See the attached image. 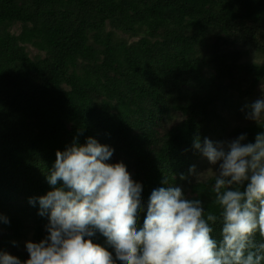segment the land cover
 Returning a JSON list of instances; mask_svg holds the SVG:
<instances>
[{
    "label": "trees",
    "instance_id": "trees-1",
    "mask_svg": "<svg viewBox=\"0 0 264 264\" xmlns=\"http://www.w3.org/2000/svg\"><path fill=\"white\" fill-rule=\"evenodd\" d=\"M253 52L264 55V0H0V226L19 234L28 220L33 242L47 235L29 200L51 190L57 150L88 137L142 184L145 207L167 177L215 211V175L187 177L202 156L194 139L231 127V141L254 143L264 131V119L230 125L264 81ZM93 241L114 255L102 235Z\"/></svg>",
    "mask_w": 264,
    "mask_h": 264
},
{
    "label": "clouds",
    "instance_id": "clouds-1",
    "mask_svg": "<svg viewBox=\"0 0 264 264\" xmlns=\"http://www.w3.org/2000/svg\"><path fill=\"white\" fill-rule=\"evenodd\" d=\"M246 107V119L257 124L264 119V99ZM245 140L246 134L232 141L194 139V149L215 175L212 211L167 177L145 207L142 184L122 162H108L111 147L92 137L83 145L74 138L56 152L47 175L51 190L29 200L35 205L38 199L47 235L25 242V261L0 251V264H264V131L254 143ZM202 174L195 166L189 169L197 182ZM0 220L9 222L2 215ZM97 234L114 255L93 241Z\"/></svg>",
    "mask_w": 264,
    "mask_h": 264
},
{
    "label": "rangeland",
    "instance_id": "rangeland-1",
    "mask_svg": "<svg viewBox=\"0 0 264 264\" xmlns=\"http://www.w3.org/2000/svg\"><path fill=\"white\" fill-rule=\"evenodd\" d=\"M20 30H21L20 23L13 25L11 28V31L13 33H19ZM26 49L29 55L33 58L38 57V56H44L45 54L44 52L40 51L39 49H37L36 47L30 44L26 45ZM246 59L257 61V62H264V55L253 52V53H250V55H246ZM235 97H237V94H235ZM242 99L247 100L245 97H243ZM259 99H264V81L260 82L258 85L255 86L254 90L251 93V102L247 105H250ZM248 111L249 109L246 106H242L241 111L239 110V113L230 115L229 116L230 125L234 126V125L243 124V123L251 121L245 118ZM181 119H182L181 116H174V119L170 121H166L165 124L167 126H171L172 124L177 123ZM230 129L231 127L226 132H224L220 138L218 137L214 142L231 141L228 135V131ZM193 166L196 167L197 171L203 172L200 181H204L214 175L212 170L209 169L212 166L209 164L207 159L203 156H201L199 160L196 161V163ZM187 177L190 180L197 181L193 176H190L189 174ZM175 186L181 187L187 196L191 195L190 190L188 188L187 189L185 188V185L183 184V182L180 185L176 183ZM34 232H35L34 224L32 222H29L28 220L24 222V229L19 234L9 228L0 226V251H4L13 256H16L21 261L27 260L29 257L26 251L25 242L34 241Z\"/></svg>",
    "mask_w": 264,
    "mask_h": 264
}]
</instances>
